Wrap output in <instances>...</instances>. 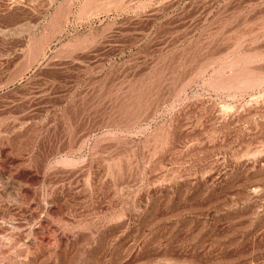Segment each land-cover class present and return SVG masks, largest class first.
Here are the masks:
<instances>
[{
    "label": "rangeland",
    "instance_id": "1",
    "mask_svg": "<svg viewBox=\"0 0 264 264\" xmlns=\"http://www.w3.org/2000/svg\"><path fill=\"white\" fill-rule=\"evenodd\" d=\"M0 87V264H264V0H0Z\"/></svg>",
    "mask_w": 264,
    "mask_h": 264
},
{
    "label": "bare ground",
    "instance_id": "2",
    "mask_svg": "<svg viewBox=\"0 0 264 264\" xmlns=\"http://www.w3.org/2000/svg\"><path fill=\"white\" fill-rule=\"evenodd\" d=\"M3 86H6V85H3ZM0 89H2V87H0Z\"/></svg>",
    "mask_w": 264,
    "mask_h": 264
}]
</instances>
